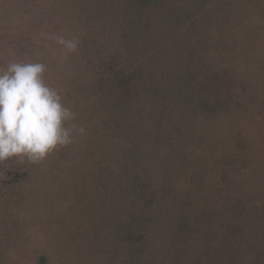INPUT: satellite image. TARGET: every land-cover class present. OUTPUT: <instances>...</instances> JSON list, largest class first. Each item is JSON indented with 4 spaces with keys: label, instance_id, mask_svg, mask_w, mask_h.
Listing matches in <instances>:
<instances>
[{
    "label": "trees",
    "instance_id": "16d2710c",
    "mask_svg": "<svg viewBox=\"0 0 264 264\" xmlns=\"http://www.w3.org/2000/svg\"><path fill=\"white\" fill-rule=\"evenodd\" d=\"M21 1L0 0V49L6 38L16 44L12 51L0 50V70L16 61L44 64L45 80L74 113L68 123L76 129L71 143L43 160L0 162V264H24L19 254L27 243L35 252L30 264H264V0H64L75 5L77 14L67 22L57 15L58 31L43 25L61 6L59 1L53 0L55 9H48L46 0ZM178 3L185 16L171 11L172 25L164 24L172 36L167 35L168 42L188 29L194 50L188 56L179 53L177 42L163 49L162 35L156 41L152 34V11L171 13ZM114 6L128 12L113 19L124 29L94 32L102 52L97 61L84 56L81 63L60 40L77 46L89 32L80 13L98 8L91 23L101 22ZM133 19L144 25L143 34L135 33ZM110 39L125 45L120 62L106 52ZM200 40L206 41V49L197 56ZM106 58V68L112 69L105 72L120 73L112 77V87L102 93L82 87L79 91L89 92L87 101L93 103L70 104L75 103L73 88L58 82L65 78L63 71L92 78L86 69L94 75ZM197 58L199 71L192 72ZM58 60H65L67 67ZM159 61L180 73L186 87L188 81L193 85L190 94L181 92L191 101L189 108L202 110V116L188 111L179 117L186 146L167 152L152 132L172 134L175 124L158 128L160 116H150L153 103L144 100L155 92L166 109L175 103L166 102L165 92L156 87L147 91L150 77L140 73L142 63L154 68ZM123 75L133 85L125 87ZM94 97L114 103H98ZM138 136L148 139L134 144ZM33 166L39 175L31 176ZM45 205L54 207L36 211ZM25 212L33 221L27 223L29 239L23 242L12 219L26 221Z\"/></svg>",
    "mask_w": 264,
    "mask_h": 264
},
{
    "label": "rangeland",
    "instance_id": "374dc122",
    "mask_svg": "<svg viewBox=\"0 0 264 264\" xmlns=\"http://www.w3.org/2000/svg\"><path fill=\"white\" fill-rule=\"evenodd\" d=\"M59 1V3L61 4L60 7L56 8L55 9V4L53 3V0H46V6L48 7V9H50L51 7H53L52 9H55L54 13L50 15V17H48V21L45 22V27H55L54 31H58V22L57 21H54V18L57 16V15H60V20L61 22L64 21H69L71 19H75V13L77 14V12H75V5L74 4H70V5H65L64 3V0H57ZM56 1V3H57ZM167 1V0H166ZM168 1H173V0H168ZM200 1H210V0H200ZM16 5H18L19 3H22L23 1L21 0H16ZM134 2H137L134 0ZM52 3L54 4V6H52ZM87 1H86V10H89L88 7H87ZM119 4L124 7V8H128L129 6L125 4V1H119ZM50 5V6H49ZM159 5V4H158ZM134 8H136V6L133 5L132 9L134 10ZM93 11L89 12V11H86V13L84 15H82L80 13V17H81V21L82 22V26L89 30V32H86L83 36H81L80 38V41L79 43L77 44L76 48L77 49H74V54L76 56L79 55V60L81 61V63H85V58H82L84 56H86L88 59H91V58H94L96 61L98 60L99 58V52H102V49H101V45L99 44L98 42V36L96 35V33L98 34H105V31L106 30H113V29H116L118 32L120 31L119 28L121 29H124V27H120V25L116 22L113 21L114 18L118 17L119 15L123 14V16H126L127 15V11L122 8H119L118 6H114V9L112 11V14L110 16H107L108 18L106 19V16H104V18L102 17V20L101 22L98 21V22H95V23H91V21L93 19H95L97 17V14H98V8H94L92 9ZM166 10H170V9H166ZM101 11H104V9H101ZM173 11V12H176V14L180 13L182 14L183 16H185V13L182 11V8L180 6V4L178 3L176 5V7L172 10H170V12ZM115 13H119V14H115ZM133 13V11H132ZM174 13H164L161 9L159 10H156V11H152L151 13V17L153 18V22H154V30L152 31V34H153V37L157 40H159V37L160 35H162L163 37V40H162V43H161V47L164 49L168 44L170 43H179V47L181 49V51L179 53H182L183 51H186L187 53V56L191 54V51H194L191 49V41H190V33L188 31V29H186L184 31V29L181 31H179L178 33H176V37L173 35L174 37V41H172L171 39V42H168V39L169 37H172L169 32V30L166 28L165 24L167 25V23L171 24L172 25V22H169L170 20V16L173 18ZM132 23V26H136V31L135 33L136 34H143L144 33V25L142 23H140V21H135L134 19L131 21ZM76 24V23H75ZM57 26V27H56ZM81 28V27H80ZM140 29V30H139ZM139 30V31H138ZM77 32H79L78 30H76ZM81 32V31H80ZM96 32V33H94ZM150 33V32H148ZM185 33V34H184ZM82 34V33H80ZM167 35H169V37L167 38ZM79 36V34H78ZM77 36V37H78ZM134 36V34H133ZM9 37V35H8ZM76 37V39H77ZM74 38V37H73ZM10 38H6L4 39V46L1 47L0 50H7V51H12L11 48L13 47H16V44H15V40L13 38H11V41H9ZM14 40V41H13ZM170 40V39H169ZM100 41H101V38H100ZM102 42V41H101ZM199 48L196 50L195 54L197 56H202L201 54H204L205 53V49H206V41L205 40H200L197 42ZM11 46V47H10ZM125 45H122L120 42H118L117 40H114V39H110V46L108 49L106 47V52L109 54V52L111 53L110 55L114 57L115 60L117 61H121L124 57V50L122 48H124ZM176 47H177V50L179 49L177 44H176ZM17 50V49H16ZM178 53V54H179ZM195 55V56H196ZM109 56V55H108ZM110 56V57H111ZM122 56V57H121ZM145 57L146 56H142L140 58H142L144 61H145ZM52 59H55V56H53ZM30 62H33V61H30ZM58 62L60 64H63V68H66L68 63L65 61V60H58ZM108 62H110L109 58H106V64L104 66V62H103V65L99 66V68L97 69V71H94V75H93V72L92 70L90 69H86V71L88 72L87 74H90V77L92 78H87V79H80V77H82V73H77L75 71H71V70H65L63 71L64 73V76L65 78L62 79L61 81H58L60 85H63L64 88L68 86L72 87V95L74 97V99L72 100L73 102L75 103H70L72 104L73 106H76V104L78 103L79 105H82V103H93V102H90V101H87V98L89 97L91 91H93V88H96V89H99V90H96V92H101L102 93V89L103 88H107L108 85H110V82L113 83V78L114 76H119L120 73H118L117 71H114L113 74L112 73H108V72H105L106 70L107 71H111L112 68L108 69V67L106 68V65L108 64ZM118 62V63H119ZM129 63H132V61H130ZM178 64H184L182 60H178L177 61ZM200 59L197 58V63L195 61V63L193 62V64L195 65V69L192 70V72H198L199 71V66H200ZM116 66V65H115ZM115 66H114V69H115ZM142 68L141 69V76L143 77H150V82L151 84L147 85L146 87V90L147 91H151L152 92V89L156 87V90L157 92L158 91H162L164 93V96H165V101L166 102H170V101H173L175 103V108L173 107L174 105L173 104H169L167 105V109L165 106H161L160 103L162 99H160L158 96L155 95V92L152 96H150V94L147 96L148 98H146L144 100L145 103H153L152 106H149L150 110H151V114L150 116L152 117H159L158 120H159V123H158V128H166V125H170L172 123H174L175 125H173L172 127L176 129V131H173L172 134H162L160 135V132H152L154 133L155 135L157 136H154L153 138L154 139H159L160 142H161V149L162 151H168V149L170 148H178V149H181L182 148V145H185L186 146V143H185V138H183V136L185 135L184 134V130H185V125L182 124L181 120H179V117L182 116L183 114L187 113L189 111L190 114L193 115V117H197V116H200L199 113H201V116H202V110L199 108V107H192V108H189L192 103H189L191 102L190 100L185 101L184 100V97H183V94L181 91H186V94H190V91H188L189 89L191 90L192 89V86L191 84H189V81H188V87L185 86L184 82L182 81V78L180 76V73H175V72H172L169 70L168 66L166 67V69L161 65L160 61L157 63V65H154V68H152V64L150 65H147V64H144L142 63ZM139 72L137 71L135 74L136 76H138ZM139 73V74H140ZM92 74V75H91ZM121 79H124L125 82H126V85L125 87H128L133 85V81L132 78L130 77H126L125 75L123 76H120ZM153 82H152V81ZM125 84V83H124ZM112 87V85H110ZM82 87H85V88H88L90 87L89 89V92H86L85 91H79V89H81ZM153 87V88H152ZM194 89V87H193ZM102 96H105V95H102ZM66 98V97H65ZM95 101L97 100H100L98 103H105L107 102V100H105L104 98L103 99H98L97 97H94ZM64 100V99H62ZM67 100V98H66ZM114 100H110L109 102L107 103H114L113 102ZM66 101H63V103H65ZM178 103V105H177ZM156 104V105H155ZM159 104V105H157ZM179 104H181V107H179ZM95 103H94V107H95ZM90 108V106H88L86 108L85 111V114L83 116V118H87V110ZM210 108L208 109V112H209ZM150 116H146V118H150ZM203 116H206V112H204ZM132 117V116H130ZM134 118V117H132ZM95 120L97 121V117L95 118ZM138 128V127H137ZM133 129V127L131 128ZM149 134V131L145 134L148 136ZM143 138L145 139H148V137H145V136H142ZM142 137H137L135 140H134V144L136 143V140H138L140 142L141 140V143H142ZM140 138V139H139ZM180 141L179 143L176 142V141ZM137 141V142H138ZM183 142V143H182ZM146 143L143 139V144ZM141 146V145H140ZM173 154L172 155H178L179 153L177 152H172ZM195 153V152H194ZM40 168V170L42 169L40 167L39 164H34V166H36ZM33 166V167H34ZM4 167V164H0V169H2ZM35 168V167H34ZM33 168L32 167H29V170H31L30 174H32L31 176H34L36 174L39 175V173H35L37 171V169L35 168L34 170H32ZM5 172V171H4ZM30 176V177H31ZM1 177V176H0ZM30 181H31V178H30ZM30 194L32 192V194L35 193V190L34 188H30ZM28 201V200H27ZM26 202L25 200L22 202L24 203ZM54 205H51L50 208L48 207V205H45L44 208H40L38 207V209L36 211L38 212H41V209H43L42 211H45V209L47 211H52L51 208H53ZM26 209L30 210V211H33L31 206H28L26 207ZM36 211H33L32 214H36ZM42 213V212H41ZM40 213V214H41ZM30 213V216L32 215ZM17 216H21L23 217V214L22 215H17ZM24 216H27L28 217V213L25 212L24 213ZM28 217L26 221H20L17 217V222L14 219H12V221L16 224V226L18 225V227H15V229L18 230V232L20 231V233L22 235H24V238L23 239V242H26V240H28L29 238L27 237V231H25L26 227H27V223L28 222H32L33 221V218L32 217ZM14 225V224H12ZM27 229H29L27 227ZM263 237V236H262ZM30 241V240H29ZM32 245H29V243H27L26 245V249L24 250V252L22 254H19V260H22L24 264H30V257L34 256L35 255V252H33V247H31ZM16 258V257H14ZM12 258V260L14 259ZM17 259L15 260V263H17Z\"/></svg>",
    "mask_w": 264,
    "mask_h": 264
},
{
    "label": "clouds",
    "instance_id": "9594fccd",
    "mask_svg": "<svg viewBox=\"0 0 264 264\" xmlns=\"http://www.w3.org/2000/svg\"><path fill=\"white\" fill-rule=\"evenodd\" d=\"M69 51L74 41L60 40ZM39 62H11L0 70V162L18 158L36 162L72 142L76 125L58 90L45 80ZM83 132V129H79Z\"/></svg>",
    "mask_w": 264,
    "mask_h": 264
}]
</instances>
